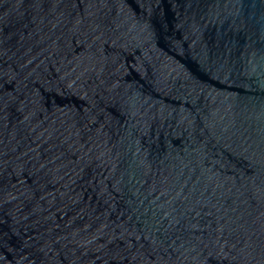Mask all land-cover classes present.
<instances>
[{"label": "water", "instance_id": "95a60500", "mask_svg": "<svg viewBox=\"0 0 264 264\" xmlns=\"http://www.w3.org/2000/svg\"><path fill=\"white\" fill-rule=\"evenodd\" d=\"M0 264H264V0H0Z\"/></svg>", "mask_w": 264, "mask_h": 264}]
</instances>
